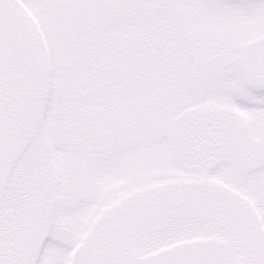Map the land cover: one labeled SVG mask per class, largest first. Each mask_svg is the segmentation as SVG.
I'll return each mask as SVG.
<instances>
[{"label":"snow or ice","instance_id":"1","mask_svg":"<svg viewBox=\"0 0 264 264\" xmlns=\"http://www.w3.org/2000/svg\"><path fill=\"white\" fill-rule=\"evenodd\" d=\"M0 264H264V0H0Z\"/></svg>","mask_w":264,"mask_h":264}]
</instances>
